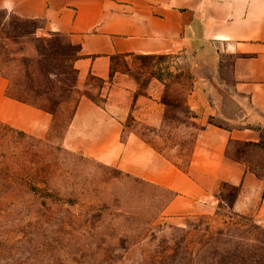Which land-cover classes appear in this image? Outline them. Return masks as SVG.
I'll return each instance as SVG.
<instances>
[{"label": "rangeland", "instance_id": "rangeland-1", "mask_svg": "<svg viewBox=\"0 0 264 264\" xmlns=\"http://www.w3.org/2000/svg\"><path fill=\"white\" fill-rule=\"evenodd\" d=\"M6 16L0 8L2 72L12 91L48 105L53 121L44 137L0 121V264H264V190L254 183L222 182L209 211L171 216L173 191L64 143L82 99L111 102L130 111L122 140L134 133L187 170L204 125L225 123L193 109L190 96L215 68L229 78V57L217 62L213 48L116 55L107 76L80 80L79 44L40 20ZM149 97L164 107L155 123L131 112ZM228 154L264 182V139L233 141Z\"/></svg>", "mask_w": 264, "mask_h": 264}, {"label": "crops", "instance_id": "crops-1", "mask_svg": "<svg viewBox=\"0 0 264 264\" xmlns=\"http://www.w3.org/2000/svg\"><path fill=\"white\" fill-rule=\"evenodd\" d=\"M13 5L16 16L40 20L45 32L79 44L75 67L80 80L107 76L114 55L213 48L217 62L221 55L229 57V78L219 76L214 66L215 73L201 77L190 96L193 109L203 108L225 123L204 125L187 170L134 133L122 140L130 111L111 102L101 106L82 99L64 143L173 191L166 206L171 216L209 211L222 182L242 188L254 183L256 192L264 190L262 176L228 154L233 141L264 139V0H13ZM8 87L0 70V121L46 136L53 114L11 97ZM131 112L155 123L164 107L150 97L139 98ZM244 194L237 200L239 210Z\"/></svg>", "mask_w": 264, "mask_h": 264}, {"label": "trees", "instance_id": "trees-1", "mask_svg": "<svg viewBox=\"0 0 264 264\" xmlns=\"http://www.w3.org/2000/svg\"><path fill=\"white\" fill-rule=\"evenodd\" d=\"M127 55V54H126ZM116 55H114V56H112V59L115 57ZM0 70H1V72H2V68H1V64H0ZM2 74H3V72H2ZM4 76H6L5 74H3ZM7 77V76H6ZM8 78V77H7ZM8 95H10L11 97H14V98H16V99H19V100H21V101H24V102H27V103H29V104H32V105H34V106H36V107H39V108H41V109H44V110H47V111H49V112H53V110H51L50 108H49V106L48 105H45L44 103H41V102H39V101H37V100H34V99H31L30 97H27V96H25V95H21V94H19V93H17V92H15V91H12V88L9 86L8 87ZM256 144V143H255Z\"/></svg>", "mask_w": 264, "mask_h": 264}, {"label": "clouds", "instance_id": "clouds-1", "mask_svg": "<svg viewBox=\"0 0 264 264\" xmlns=\"http://www.w3.org/2000/svg\"><path fill=\"white\" fill-rule=\"evenodd\" d=\"M3 8L7 9V12L9 13V16L5 17V23H8L9 19H10V14L13 11V0H4V3L2 5Z\"/></svg>", "mask_w": 264, "mask_h": 264}]
</instances>
